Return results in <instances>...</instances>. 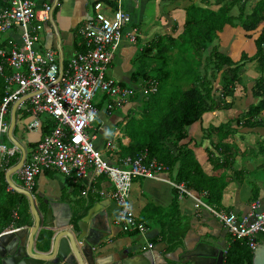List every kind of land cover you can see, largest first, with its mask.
Returning a JSON list of instances; mask_svg holds the SVG:
<instances>
[{
  "label": "built area",
  "instance_id": "obj_1",
  "mask_svg": "<svg viewBox=\"0 0 264 264\" xmlns=\"http://www.w3.org/2000/svg\"><path fill=\"white\" fill-rule=\"evenodd\" d=\"M113 2L116 9L100 1L92 4V15L79 29L83 51L74 53L63 65L61 52L44 48L42 44L45 24L53 27L55 4L0 0V78L4 84V97L0 101V167L20 152L15 145L4 142L9 108L18 104L16 111H19L27 105L32 118L28 130L41 128L44 119L52 120L54 127L41 137L29 156L25 153L24 162L16 172L25 191L32 194L36 177L44 171L57 172L73 181L83 180L82 197L96 194L108 199L116 207L113 225L124 234L144 236L147 228L137 220L128 200L134 180H158L175 189L180 200L191 198L195 207L209 212L231 239L246 240L254 252L258 235L264 233V196L251 201L248 212L240 216L216 210L200 200L206 196L205 192L195 194L183 183L164 178L168 172L166 166L148 159L146 152L137 157L117 158L111 140L106 143V150L112 153V158L106 160L95 147L96 104L100 100L105 97L104 107L112 112L122 109L135 97L144 99L158 90L153 80L122 86L107 76L122 39L134 44L140 34L130 13L123 9V0ZM98 93L101 99L96 101ZM99 178L105 179L110 188L96 189ZM13 217L17 215L14 213ZM21 229L11 226L5 231Z\"/></svg>",
  "mask_w": 264,
  "mask_h": 264
},
{
  "label": "trees",
  "instance_id": "obj_2",
  "mask_svg": "<svg viewBox=\"0 0 264 264\" xmlns=\"http://www.w3.org/2000/svg\"><path fill=\"white\" fill-rule=\"evenodd\" d=\"M244 1L215 0L213 1L215 9L190 4L184 9L185 20L182 31L177 37L158 35L141 49L139 56L134 60L140 62L141 66L130 74L128 85L153 80L157 82L158 90L154 95L140 100V117L131 118L124 127L130 142L126 147L121 146L117 154V158H124L137 157L146 152L148 159H156L166 166L167 173L173 177L175 183H183L195 194L205 192L206 203L216 208L221 206L223 192L230 182L239 185L245 182L244 171L234 168V156L238 148L234 142L229 141L230 138L236 136L240 128L264 129V118H261L264 114V0H256L249 12L245 11L242 4ZM100 2L116 9L113 1L100 0ZM234 8L238 9V13L232 16L230 12ZM227 25L240 27L247 37H249L247 34L261 28L254 40L255 52L252 56L241 53L239 60L235 62L220 50L219 44L216 43V34L222 32ZM134 26L137 27L136 24ZM81 51L83 47L80 46L79 52ZM147 59L151 60V64H148ZM254 62L260 74L251 89L252 97L256 102L250 104L240 117L216 126L201 128L202 141L210 140L211 137L217 139V143H211V149H205L207 160L212 167L211 174H207L203 171L193 150L189 148L192 140H187V130L200 123L205 113L229 110L232 107V101L227 99L233 97L235 84L241 81L242 68L245 63ZM178 63H182V66L180 65V70L176 71L175 67ZM183 65L186 66L184 68L186 76L194 79L192 83L190 82L191 86L181 89L182 87L178 88L175 85L177 87L175 90H168L169 92L165 93L163 83H168L173 74L176 73L181 83ZM228 74L231 76L228 77ZM217 79L218 88L214 84ZM121 85L127 84L121 83ZM3 97L4 84L0 78V101ZM105 100L104 97L96 104L97 109L103 106ZM53 127V121L48 120L43 126L44 134L49 133ZM4 142L12 146L6 137ZM259 149L264 153V147L260 146ZM19 157V153H14L0 167V233L11 225L16 228L32 225L25 196L12 190H9L10 193L6 191L8 185L4 179L5 172L16 165ZM227 171L233 175L229 181ZM257 171H264V164ZM255 179L262 182L264 176ZM172 190L176 193L171 203V210L175 216L162 224V234L159 238L160 243L166 244L167 252H174L183 246V239L189 228L188 223L178 215L176 202L178 194L175 189ZM259 198H261V188L254 182L250 188L248 201ZM92 204L93 201L88 199L82 213L77 214L76 211L72 223L76 225ZM14 213L17 218L13 217ZM50 239L49 231L42 229L38 232L36 241L40 251L49 249ZM257 241L264 243V233L258 235ZM252 260L253 252L248 247L247 241L230 238V243L223 254L224 264H252Z\"/></svg>",
  "mask_w": 264,
  "mask_h": 264
},
{
  "label": "crops",
  "instance_id": "obj_3",
  "mask_svg": "<svg viewBox=\"0 0 264 264\" xmlns=\"http://www.w3.org/2000/svg\"><path fill=\"white\" fill-rule=\"evenodd\" d=\"M96 1H100V0H91V1L38 0L36 2L38 5L55 4V8L53 9V13H52L53 27L51 28V24L48 23L45 24L42 33L43 47L57 49L59 52H61L62 59L65 62L74 53L79 52L80 49L79 43L81 42L79 29L82 26L83 22L92 15V13H90L89 11V6L90 5L92 6V4ZM108 1H113V0H108ZM151 1L153 0H128L127 4H125V1L123 0V7H126V10L130 13V15L135 10L136 6L138 8H141V13H140L141 20L147 21L149 25V21L152 20L150 16L152 14V11L151 10L149 11V5ZM156 1L158 2V0ZM171 1L174 4L180 5L179 0H171ZM183 1H184L183 4L186 5L180 11L179 16L172 17L178 22V24H176L174 20L170 19L171 16L167 15L168 12H173V11L172 10L169 11V8H167L168 6H164L161 12L162 13L165 12L166 15H162V16H166V18H164L163 20L160 19V22H162L161 23L162 28L157 29L155 32L158 33L160 29H165L163 30L165 31V33L160 35L169 34L172 37H177L181 33L185 20L184 9L190 4L197 5V1H193V2H190L189 0H183ZM208 1L209 0L204 1L205 7H209L206 4L212 3L211 1L210 2ZM171 7L174 8V6ZM215 8L216 7L214 6V9ZM155 20H156V16H155ZM176 25L178 26V31L177 30L175 31L174 28L175 33L169 32V30L173 29V27H176ZM139 32L140 34L136 42L134 44L131 43V45L138 46L140 43L142 45H146L147 42L152 40L149 39V37L148 38L142 37L140 28H139ZM151 33L153 34L154 32L151 30ZM123 42H128V41L123 40ZM129 50L133 52L134 48H129ZM65 52L68 55H65ZM135 53L136 51H134V58L136 56ZM122 63L123 61L120 63V66L114 68L112 66L113 64L112 62L108 67V68L111 67L113 69L112 76L109 74L108 75L111 78L118 81L119 83H126L128 85L130 83L129 82L130 74L133 72V69L130 68L128 64L126 63L122 64ZM129 68L130 71L128 72ZM140 100L141 99H139L138 97L130 100L127 104H125V106L121 109L123 114L122 119L116 118V116L113 115L114 112H109L108 110H106V108L104 107V103L103 106L100 109H98V115L96 118L98 124L94 125L95 127L94 132L96 134V140L94 141V145L98 150H100L103 153V156L106 160L112 158L111 157L112 153L106 150V143L108 141L112 140L114 142V145L116 147V151L114 152L115 156H117V154L120 152L121 146L126 147L129 144L130 139L126 136L124 127L131 118L136 119L140 117L141 115ZM232 103H233L232 105L235 106V101H232ZM250 104L251 103H249V105ZM116 110L117 109H115V111ZM217 113L218 111H215L213 113L212 112L205 113L202 116L201 122L196 123L195 125L190 127L192 128L190 133L188 131L187 140L188 141L192 140V142L189 144V148L193 150L203 171L207 174H211L212 167L207 160V152H205V149L206 148L211 149V143L213 144L217 143V139H215V137H211L210 140L202 141L201 128L204 127L202 125L204 120L209 121V119L216 117ZM15 116H16L15 118L16 120L13 128V131L14 129L15 131L14 132L12 131V137L15 140V142L20 144V146L23 148L27 156H29L32 150V145H34L35 147L37 143L40 141L41 137L44 135L43 126H45L46 122L49 119H44L45 122L42 124L41 128L28 130L27 128L28 124L32 122V118L29 115L28 106L25 105V107H21V109L17 112V114L15 112ZM216 119H219L220 122L222 121V118L220 117ZM118 126L121 127V131L119 130ZM116 133H118V135ZM6 138L8 139L7 136ZM195 143L198 144L200 143L201 145L195 146L194 145ZM11 145H13L12 142ZM19 155L21 156V153ZM55 174H57V172L44 171L36 177L35 188L32 194L35 193V195L37 196V198L34 197L33 200L37 209L41 213H44V211L47 208L46 202L51 203L55 208L56 212L61 217V215L64 216L67 215L68 210L70 211L82 210L83 207L86 206L88 199H91L93 203L99 201L100 202L109 201L108 199L100 198L96 194H90L87 198L82 197L81 191L84 188V181L83 180L73 181L72 179L67 178L63 175L62 176L64 178V183L63 184L58 183L57 188H54V185H56L55 183L57 182L56 180H53ZM227 174H228L227 179L229 181L231 174L228 171ZM164 178L173 180V177L169 173L164 174ZM4 179H5V175H4ZM10 180L15 187L22 189L21 182L19 181L16 173L10 176ZM95 186L96 189L110 188L107 181H105V179L103 178H99ZM238 188L239 187L237 184H235L234 182H230L223 192L221 206L220 207L217 206V208L216 207L214 208L216 210L234 212L239 216L241 214L247 213L249 210L250 201H248V197H245L247 198L246 199L247 201L242 200L241 192ZM6 191H9V188L6 189ZM10 192L11 191H9V193ZM175 196L176 193L172 190V188L169 185H167L164 182L158 180H145V179H136L133 181L132 191L128 200V204L131 211L136 216L137 220L144 223V225L146 226L147 232L144 236H141L139 234L122 233L112 223V220L116 214V207L110 201L107 205L102 206V209L106 211L108 215L110 233L108 234V237L102 241L101 249L97 252L96 256L98 258L100 257L102 258L100 263L105 264L108 261L111 260L114 261L123 258L129 261L128 264H138L139 263L138 261H140L141 259L137 257L138 255H142L143 253H145L150 249L148 247V244H152V246H156L160 243L159 238L161 237L162 234V224L166 223L171 218H174L175 214L171 210V203ZM261 197H263V195ZM200 200L206 203L205 197H200ZM176 202H177V210L179 217H182L188 223L189 228L185 235L186 238L184 237L186 239L187 245L189 247H193L196 242H200L210 247H213L216 250L223 252L224 254L226 248L230 243V236L222 227V225L218 223V221L209 212H207L202 208L195 207V202L191 198L190 199L184 198L180 200L177 196ZM27 203L29 208L28 200ZM22 206L23 204H21V207ZM29 213H30V209H29ZM31 221L33 223L32 216H31ZM31 226L24 225L19 228H22V230L24 231H28L30 230ZM41 227H45V225H42ZM39 231L40 229L38 230V232ZM38 232L35 235L33 247L37 251H40V249L37 247V241H36ZM138 238L142 239V243H139ZM153 240L155 241L154 243ZM166 248L163 254L171 253V252H167ZM176 257H177V253H176ZM170 262L175 264L177 263L181 264L180 260L177 263L174 261H170Z\"/></svg>",
  "mask_w": 264,
  "mask_h": 264
},
{
  "label": "water",
  "instance_id": "obj_4",
  "mask_svg": "<svg viewBox=\"0 0 264 264\" xmlns=\"http://www.w3.org/2000/svg\"><path fill=\"white\" fill-rule=\"evenodd\" d=\"M17 105L14 104L10 111L7 137L18 147L21 156L17 164L6 171L5 180L9 187L27 198L33 223L28 231L21 229L0 233V264H101L102 258L96 255L101 249L102 241L110 233L108 215L102 206L107 205L109 201L93 203L75 225L72 223V218L76 216V211L68 210L67 215L60 217L53 205L46 202L47 208L41 213L32 195L12 184L10 176L21 168L26 155L20 144L12 137ZM81 213L82 210L77 214ZM42 225L45 227H41ZM39 229L51 233L49 249L46 251H37L33 247ZM185 238L183 246L169 254H163L165 243L152 246L142 255H138L137 258L141 259L138 264H168L170 261L177 263L179 260L181 264H223V252L200 242L189 247ZM128 262L127 259L121 258L105 264H128ZM252 264H264V243H258L253 252Z\"/></svg>",
  "mask_w": 264,
  "mask_h": 264
},
{
  "label": "rangeland",
  "instance_id": "obj_5",
  "mask_svg": "<svg viewBox=\"0 0 264 264\" xmlns=\"http://www.w3.org/2000/svg\"><path fill=\"white\" fill-rule=\"evenodd\" d=\"M34 2H37L38 0H33ZM91 1V0H89ZM125 4H127L128 0H124ZM179 4H174L172 3L171 0H156L151 1L149 5V11H152L151 16V21H149V25L147 21H142L141 20V8H138L136 6L135 10L131 13L132 16V22L136 24L140 30L142 37L148 38L149 39H154L156 36L165 33V29H160L159 32H155L157 29L162 28V22H160V19L163 20L166 18L165 12H161L164 6H168L169 11L173 12H168V16H171L170 19L174 20L176 24L178 22L172 18L174 16H179L180 11L184 8L183 0H179ZM190 2L197 1V5L200 7H205L204 1L205 0H189ZM212 2L210 4H206L209 7L207 8H212L214 9V4L213 1L215 0H209L208 2ZM223 1V0H222ZM256 0H245L242 4L244 5L245 11L249 12V9L251 5L255 2ZM157 2V3H156ZM203 2V3H202ZM171 6H174L172 8ZM124 10H126V7H124ZM140 10V11H139ZM178 10V11H176ZM237 8H234L233 11L230 12V14L233 16L237 15L238 11ZM89 11L90 13H93L92 11V6H89ZM173 15V16H172ZM156 16V20H155ZM236 21V20H235ZM148 25V26H147ZM166 25V23H165ZM170 25V24H169ZM160 26V27H159ZM171 26V25H170ZM164 27V26H163ZM178 31V26L173 27V29H170L169 32L175 33L174 31ZM261 28H258L257 31L249 33V37L245 35V33L241 30L240 27H232V26H225L224 30L220 33L216 34V43L219 44L220 50L227 54L229 57L233 59V61H238L240 58L241 53H245L248 56H252L255 52V47H254V40L257 38L259 31ZM151 30L155 33H151ZM168 32V33H169ZM169 35V34H167ZM5 36V35H4ZM175 36V35H174ZM120 42L119 48L115 54V59H113V64L112 66L114 68L120 66V63L123 61L122 64L126 63L129 65L130 68L133 70L138 69L141 66L140 62H135L134 60L139 56L141 49L145 45H142L141 43L137 45H131L128 42ZM127 41V40H126ZM141 42V40H140ZM129 48H134V51H136V56L134 58V51L131 52ZM65 55H68L65 52ZM144 61V60H143ZM148 64H151V60L147 59ZM181 62V61H180ZM133 63V64H132ZM246 65L242 68V73H241V81L240 83L235 84V92L232 98L227 99V101H235V106L232 105V107L229 110H221L218 111L216 114V117L209 119V121L204 120L202 125L204 126L203 128H208L209 126H215L219 125L220 123H225L228 120H233L235 117H240L244 110L249 106V103H254L256 102L255 99H253L252 94H251V89L254 84L255 79L259 77V72L257 71V64L254 63H245ZM180 65L182 66V63H178V65L175 67L176 71L180 70ZM186 66L183 65L182 68V78L180 79L181 83H179V78L176 77V73L171 76V80L168 83H163V87L165 88V93L169 92L170 90H175L178 86V88L181 89H187L189 88L190 82L192 83L194 79L188 78L186 76V73L184 71V68ZM130 68L128 72L130 71ZM201 68V67H200ZM112 71L113 69L110 67L107 70V75L112 76ZM222 72L219 73L221 76ZM108 75V76H109ZM200 76V74H199ZM231 74H228V77H230ZM110 77V76H109ZM111 78V77H110ZM219 79V76H218ZM218 79L216 80L215 87L218 88ZM176 85V86H175ZM220 85V84H219ZM174 86V87H173ZM176 87V88H175ZM169 90V91H168ZM101 99V94L96 95V101H99ZM107 100V99H106ZM105 100V101H106ZM105 103V102H104ZM112 112L116 118H123V114L120 109H117L116 111L113 110ZM213 113V112H212ZM211 117V116H210ZM222 118V121L220 122L219 119L216 118ZM261 118H264V114L261 115ZM7 122V119H6ZM98 122L96 121L95 125H97ZM119 130L121 131V127L118 126ZM192 128H188L187 131H191ZM202 133V132H201ZM200 134V133H199ZM7 139V138H6ZM216 139V138H215ZM230 142H234V145L237 146L238 152L234 156V168L235 170L242 169L244 171V184L243 185H238V189L241 192L242 200H246L250 195V188L251 185L255 182L257 185L261 188V196H264V181H259L256 180L255 178H261L264 176V171L258 172L257 170L260 169L261 166L264 164V153L260 152V146L264 147V129H238L237 130V135L233 136L229 140ZM257 171V172H256ZM231 174V173H230ZM230 178H233V175H230ZM53 180H56L57 182L54 185V188H57V184H63L64 183V178L60 174H55ZM249 180V181H248ZM249 183H247V182ZM251 183V184H250ZM34 197L37 198V196L34 194H31ZM189 198V197H186ZM190 199V198H189ZM202 201V200H201ZM247 201V200H246ZM141 240V241H140ZM139 243H142V239L138 238Z\"/></svg>",
  "mask_w": 264,
  "mask_h": 264
},
{
  "label": "clouds",
  "instance_id": "obj_6",
  "mask_svg": "<svg viewBox=\"0 0 264 264\" xmlns=\"http://www.w3.org/2000/svg\"><path fill=\"white\" fill-rule=\"evenodd\" d=\"M138 97H139V96H138ZM138 97H136V98H138ZM139 98H140V97H139ZM140 99H143V98H140ZM11 108H12V107L9 108V115H7V119H8V116H9V121H7L8 123L10 122V111H11ZM15 112H18V111L15 110ZM15 118H16V116H15ZM5 230H6V229H5ZM5 230H4V231H5ZM4 231H3V232H4Z\"/></svg>",
  "mask_w": 264,
  "mask_h": 264
},
{
  "label": "bare ground",
  "instance_id": "obj_7",
  "mask_svg": "<svg viewBox=\"0 0 264 264\" xmlns=\"http://www.w3.org/2000/svg\"><path fill=\"white\" fill-rule=\"evenodd\" d=\"M7 141V140H6ZM100 202V201H99Z\"/></svg>",
  "mask_w": 264,
  "mask_h": 264
}]
</instances>
